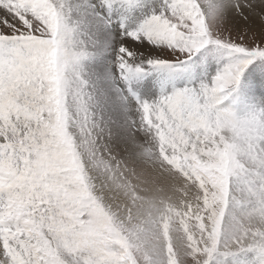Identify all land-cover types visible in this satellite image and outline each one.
I'll list each match as a JSON object with an SVG mask.
<instances>
[{"label":"snow or ice","instance_id":"snow-or-ice-1","mask_svg":"<svg viewBox=\"0 0 264 264\" xmlns=\"http://www.w3.org/2000/svg\"><path fill=\"white\" fill-rule=\"evenodd\" d=\"M0 264H264V0H0Z\"/></svg>","mask_w":264,"mask_h":264}]
</instances>
